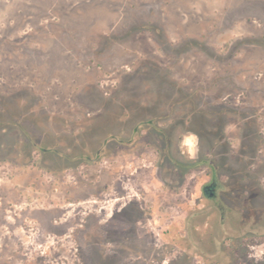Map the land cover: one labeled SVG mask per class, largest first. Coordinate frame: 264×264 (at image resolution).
<instances>
[{"label": "rangeland", "instance_id": "1", "mask_svg": "<svg viewBox=\"0 0 264 264\" xmlns=\"http://www.w3.org/2000/svg\"><path fill=\"white\" fill-rule=\"evenodd\" d=\"M156 65L207 99L234 89L220 102L251 119L187 121L188 106L172 109L149 72ZM153 113L168 115L155 124L167 137L148 129L126 145L136 116ZM2 119L16 124H0V185L18 199L6 222L20 259L218 264L207 242L227 231L230 264H264V234L250 232L264 225V0H0ZM203 160L237 212L222 226ZM111 219L121 246H91ZM88 221L81 247L75 229Z\"/></svg>", "mask_w": 264, "mask_h": 264}, {"label": "trees", "instance_id": "2", "mask_svg": "<svg viewBox=\"0 0 264 264\" xmlns=\"http://www.w3.org/2000/svg\"><path fill=\"white\" fill-rule=\"evenodd\" d=\"M149 72H154L153 74L156 75V79H157L156 81H158L157 82L158 87L161 88V90L163 89L162 86L168 87V89H169L168 99H170L172 109H174L176 106H180V105L188 106V108L186 110V112H187L186 113V119L189 122H191L193 119L195 120V119L200 118V120L206 121V124H207L209 122H212L211 120L208 119L209 117L216 118L219 120H223V118H228V117L234 116L236 119L238 118L237 121H247V120L251 119V117L248 116L249 112L245 108H243V107H228L224 103L220 102L224 98V95L227 92L234 90V89L233 90L230 89V87H228L227 89L222 87L221 92L219 94H217L216 96H208L209 99H207V98H204V96L200 93L201 92L200 89L190 88L188 90V89L182 88L178 83L174 82L173 79L170 80V77H171L170 71L164 67L160 68L159 65H156L154 70L150 69ZM148 73H146V75H148ZM219 79L220 80H226L227 78L220 77ZM232 88H234V87H232ZM170 111H171V109H170ZM253 111H255V110H253ZM140 115L141 114H139L138 117L136 116V122L137 123L133 127L132 134L130 135V137L128 139L129 144L132 145V144L136 143L137 141H139L140 139L144 138L149 132L148 129H153V131L160 132L162 134V136L167 137L165 131L163 129L156 128L155 124H156V121H158V120L166 119V116H168V115L163 116L162 114L160 115L158 113H155V114L153 113L150 118H145L144 116H140ZM254 118H256V117H254ZM0 124H4L5 125L4 127H7L8 125H13V124L16 125L13 121L12 122L11 121L5 122V121H3V119L0 120ZM204 127H206V126H204ZM3 129L6 130V128H3ZM251 130L253 131L254 129H251ZM194 133L197 134L199 137H201V136L203 137L205 135L204 134L205 131L204 132H201V131L197 132L196 131ZM206 135L210 138V140L215 141V143H216L215 145H218L217 143L220 140L219 139L220 134L218 132L216 134V132L213 129L212 130L210 129L209 131H207ZM255 138H256V136H255ZM41 150H42V152L47 153V151H49L50 149L42 148ZM176 163L179 167H182V165H180L178 162H176ZM203 163L210 166V169L212 172L213 183H215L217 185V189L220 188L221 183L218 180L219 179L218 178V167L216 166V164L212 160H203ZM219 183H220V185H219ZM226 186H228V185H226ZM224 188H226V187L224 186ZM204 193L209 197V199L217 200L216 201L217 211L220 214V217L217 221V224H219V226L224 225L227 222V219H229L232 215H236L237 212L231 210L228 206H226L224 204V202L222 200H219L217 198L216 192L213 195H211L213 193V191H209L207 193L204 192ZM263 207H264V205H263ZM260 211H262V214L264 216V209L262 208ZM258 227L262 228L260 230H264V225H259ZM259 228L257 229V231H250V232H253L254 235H263L264 232L258 231ZM235 239H236V236L231 235V233L227 232V231H225L223 233L219 232L218 234L215 233L214 235L212 234V236L210 237V240L207 242V245L214 246L216 256H219L220 260H221L218 262V264H230L228 261L229 257L232 256L231 257V259H232L234 257L233 253H235L236 250H238V249L230 250L231 244H228L227 241H234ZM194 249H196L195 251L198 254L203 256L202 255L203 253L200 252V249L196 248L195 246H194ZM197 250H199V251H197ZM240 252L242 253V250H240ZM230 253H231V255H230ZM207 257L208 256H206V258ZM233 261H235V260L233 259Z\"/></svg>", "mask_w": 264, "mask_h": 264}, {"label": "flooded vegetation", "instance_id": "3", "mask_svg": "<svg viewBox=\"0 0 264 264\" xmlns=\"http://www.w3.org/2000/svg\"><path fill=\"white\" fill-rule=\"evenodd\" d=\"M261 85H257L255 90H259L261 89ZM259 93H261V91H259ZM124 143L129 144L128 143V138L126 141H124ZM170 144V142H169ZM173 147V145H172ZM170 153V152H169ZM177 164V163H176ZM215 183H210L207 186L204 187V192H209V191H213V193L211 195H213L216 190H217V185L215 186ZM5 187H3L2 185H0V264H16L17 262H23V264H43L41 261L42 260H37V262L35 261L34 263H32L30 260H23L22 258L20 259L18 257L19 253L22 252H17L16 249V245H17V241H16V228H14L13 226H11V224H7L6 220L10 217L7 215L8 212L14 213L15 215H18L15 210H13V206L15 204L18 203V199L16 197H8L5 193H4ZM12 192H15V190H13ZM16 193V192H15ZM17 194V193H16ZM21 195V193H19ZM20 195H18L20 197ZM20 199V198H19ZM124 211V210H123ZM125 213V212H124ZM125 215L127 216V212L125 213ZM124 215V217H125ZM115 218H117L115 216ZM113 219V218H112ZM108 220L106 222V228L104 230L103 228H99V232L96 233L97 235H95L94 237H97L96 240H91V246L93 245L94 247L97 248H106L107 246H113V245H117V246H121V244H119V242H115V240H112V232L108 231V227H110L111 225V221H115V220ZM15 220V219H14ZM91 221V220H90ZM90 221H88L84 226L82 225L83 230H78L75 229L76 233L77 231L79 232L77 235V242L80 244L81 247H86L87 246V241L84 240V236L81 235L82 231H85L87 229L91 230L93 229V223H89ZM108 223V225H107ZM55 224H57V222H55ZM52 227V228H51ZM51 228L53 231L54 229V225H51ZM99 235V236H98ZM94 243V244H92ZM125 243V241H124ZM28 254V253H27Z\"/></svg>", "mask_w": 264, "mask_h": 264}]
</instances>
